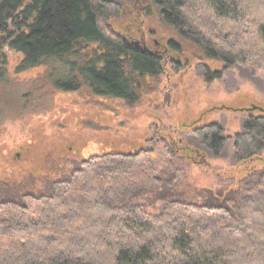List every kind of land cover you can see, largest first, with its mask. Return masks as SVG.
<instances>
[{
	"label": "trees",
	"instance_id": "1",
	"mask_svg": "<svg viewBox=\"0 0 264 264\" xmlns=\"http://www.w3.org/2000/svg\"><path fill=\"white\" fill-rule=\"evenodd\" d=\"M144 3L201 57L264 76V0H0V119L28 94L8 52L19 55L16 73L42 67L56 90L138 100L162 60L107 20ZM170 51H180L172 39ZM194 134L215 155L232 137L234 159L245 162L264 151V113L233 136L216 123ZM150 144L75 160L38 193L16 195L0 181V264H264V167L239 179L224 206L168 199L150 212L181 175H162L173 142Z\"/></svg>",
	"mask_w": 264,
	"mask_h": 264
},
{
	"label": "rangeland",
	"instance_id": "2",
	"mask_svg": "<svg viewBox=\"0 0 264 264\" xmlns=\"http://www.w3.org/2000/svg\"><path fill=\"white\" fill-rule=\"evenodd\" d=\"M107 23L123 32L139 28L149 44L172 39L181 52L169 50L170 60H162L155 84L131 104L83 90H56L42 67L16 73L19 55L8 52L9 73L23 82L22 90L28 94L24 108L13 107L10 117L0 119V181L16 195L38 193L48 181L67 173L75 160L103 152H132L150 146L153 138L165 137L177 153L162 175L168 178L175 171L181 175L172 192L148 210L158 212L168 199L224 206L239 179L264 167V151L238 162L231 137L215 155L194 129L216 123L224 136L241 131L248 116L264 113V76L253 75L246 65L225 66L201 57L151 5L125 6Z\"/></svg>",
	"mask_w": 264,
	"mask_h": 264
},
{
	"label": "flooded vegetation",
	"instance_id": "3",
	"mask_svg": "<svg viewBox=\"0 0 264 264\" xmlns=\"http://www.w3.org/2000/svg\"><path fill=\"white\" fill-rule=\"evenodd\" d=\"M152 33H154V30H150ZM140 33V35H139ZM124 35L128 36L130 40H132V43L136 46L142 49V51H149L152 54H155L156 56L160 57L161 60L169 61V57L171 56L169 53L170 50V40L166 39L165 43H159L156 39L153 40L152 44H149L148 41L145 39V34L143 32L141 33L139 28L136 29H130L125 32H123Z\"/></svg>",
	"mask_w": 264,
	"mask_h": 264
}]
</instances>
